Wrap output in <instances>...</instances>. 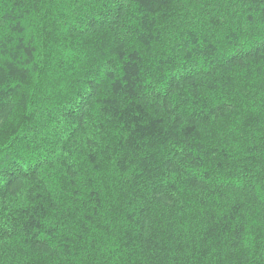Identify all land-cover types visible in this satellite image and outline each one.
<instances>
[{
    "label": "trees",
    "instance_id": "obj_1",
    "mask_svg": "<svg viewBox=\"0 0 264 264\" xmlns=\"http://www.w3.org/2000/svg\"><path fill=\"white\" fill-rule=\"evenodd\" d=\"M0 264H264V0H0Z\"/></svg>",
    "mask_w": 264,
    "mask_h": 264
},
{
    "label": "snow or ice",
    "instance_id": "obj_2",
    "mask_svg": "<svg viewBox=\"0 0 264 264\" xmlns=\"http://www.w3.org/2000/svg\"><path fill=\"white\" fill-rule=\"evenodd\" d=\"M122 2L123 0H115L116 6H119V4ZM85 105H87V101H85Z\"/></svg>",
    "mask_w": 264,
    "mask_h": 264
}]
</instances>
